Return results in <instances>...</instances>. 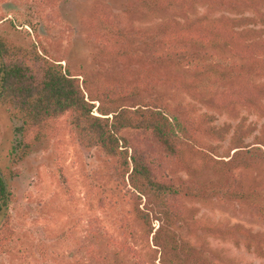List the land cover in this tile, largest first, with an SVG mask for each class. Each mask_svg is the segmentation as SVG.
I'll return each instance as SVG.
<instances>
[{
  "label": "trees",
  "instance_id": "1",
  "mask_svg": "<svg viewBox=\"0 0 264 264\" xmlns=\"http://www.w3.org/2000/svg\"><path fill=\"white\" fill-rule=\"evenodd\" d=\"M129 2L130 12L147 10L163 19L143 27L123 25L108 3L97 1L81 20L86 39L97 47L96 58L119 65L107 76L74 73L38 41L0 33V108L18 122L11 163L35 147H47L60 119L67 117L79 144L111 159L117 182L144 198L134 216L144 227V240L151 236L159 264H220L186 239L184 233L197 237V229L222 239L239 240L238 234L247 249L264 256V235L195 219L185 206L195 199L225 198L257 212L264 223V194L242 185L238 176L264 162V123L252 142L245 143L243 135L218 155L207 141L220 139L221 132L209 119L196 120L187 105L142 98L169 85L195 94L218 112L243 107L264 116V0ZM198 7L206 11L197 14ZM22 25L33 27L28 20ZM227 56L232 64L215 71L200 63ZM179 67L187 70L180 73ZM180 170L188 177L177 176ZM59 180L69 193L62 171ZM12 197L6 173L0 171V252L12 234L6 209Z\"/></svg>",
  "mask_w": 264,
  "mask_h": 264
},
{
  "label": "rangeland",
  "instance_id": "2",
  "mask_svg": "<svg viewBox=\"0 0 264 264\" xmlns=\"http://www.w3.org/2000/svg\"><path fill=\"white\" fill-rule=\"evenodd\" d=\"M97 1L108 3L113 16L123 25L143 27L163 19L147 10L130 12L127 8L133 5L129 0H0V33L13 39L38 41L48 56L61 59L62 66L74 73L107 76L119 65L96 58L97 47L86 39V27L81 22ZM204 11L203 7L196 9L197 14ZM26 20L33 27L22 25ZM233 61L230 57H214L200 63L207 64L206 71H215ZM190 67L188 70L193 71ZM185 70L186 67L178 68L180 73ZM208 83L217 86L215 81ZM142 98L172 106L187 105L196 120L201 116L209 119V125L221 132L220 139L207 141L218 155L243 135L245 143L252 142L264 123L259 110L237 107L230 114L218 112L206 107L195 94L169 85H159L152 93L144 92ZM17 123L0 108V171L6 173L13 192L6 208L12 234L0 252V264H159L151 236L149 242L144 240V227L134 216V208L140 202L141 207L144 198L138 199L128 186L117 182L111 159L96 148L81 146L67 117H62L47 147H35L13 164L11 148ZM61 171L67 178L69 193L59 180ZM176 175L188 177L181 170ZM238 176L242 185L264 194V162ZM185 206L195 219H205L225 229L240 226L264 235V223L258 213L237 201L209 197L185 202ZM153 225L157 227V223ZM196 233L197 237L184 235L220 264H264V256L247 249L238 234L239 240L216 238L198 229Z\"/></svg>",
  "mask_w": 264,
  "mask_h": 264
}]
</instances>
